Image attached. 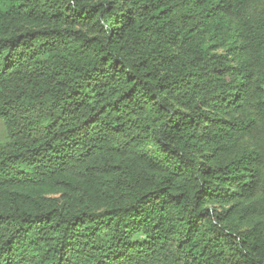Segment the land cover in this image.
Returning a JSON list of instances; mask_svg holds the SVG:
<instances>
[{
  "label": "trees",
  "instance_id": "trees-1",
  "mask_svg": "<svg viewBox=\"0 0 264 264\" xmlns=\"http://www.w3.org/2000/svg\"><path fill=\"white\" fill-rule=\"evenodd\" d=\"M0 264H264V0H0Z\"/></svg>",
  "mask_w": 264,
  "mask_h": 264
},
{
  "label": "rangeland",
  "instance_id": "rangeland-1",
  "mask_svg": "<svg viewBox=\"0 0 264 264\" xmlns=\"http://www.w3.org/2000/svg\"><path fill=\"white\" fill-rule=\"evenodd\" d=\"M0 129H2V126H1V124H0Z\"/></svg>",
  "mask_w": 264,
  "mask_h": 264
}]
</instances>
